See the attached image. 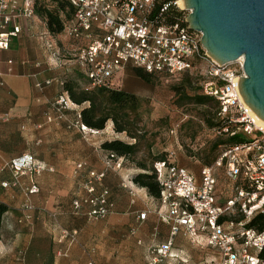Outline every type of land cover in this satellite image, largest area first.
Listing matches in <instances>:
<instances>
[{
	"label": "built area",
	"instance_id": "obj_1",
	"mask_svg": "<svg viewBox=\"0 0 264 264\" xmlns=\"http://www.w3.org/2000/svg\"><path fill=\"white\" fill-rule=\"evenodd\" d=\"M64 1L73 8V18L58 36L52 37L46 31L42 47L55 67L62 66L63 60L74 62L86 81L85 92L111 88L115 75L128 67L157 77L177 79L191 72L197 63L206 61L208 69L201 92L219 104L216 117L222 125L216 134L225 137L240 134L245 140L223 146L215 161V168H221L225 178L234 184L231 195L222 205L218 204L212 167H202L196 177L169 160L154 163L160 192L158 198L151 200L157 218L168 227V236L164 242L147 248L145 263L189 264V256L174 249L175 237L180 235L197 249L216 252L219 260L206 259L204 264H264V230L246 227L255 215L264 217V132L255 125L252 111L238 91V80L244 76L243 58L219 65L205 54L200 33L190 31L187 25L159 24L158 19L168 5L159 6L158 15L152 20L160 0ZM35 18L33 0H0V90L5 87L4 76L12 73L11 61L6 62V69L2 68L1 54L8 51L12 39L21 34L23 24ZM64 43L68 45L64 47ZM34 67L40 68V63H35ZM35 77L36 74L31 75L34 80ZM52 83H56L61 92L51 103L52 114L46 115L45 122L60 120L65 112L74 111L76 122L71 123L70 128L78 130L83 138L102 136L103 130L91 129L79 122V112H76L79 106L70 100L63 80L49 78L42 83L35 80L34 88L42 91ZM123 162V158L104 152L103 170L88 171L82 182V194L72 201L74 216L95 222L113 212L108 190L98 186L107 172L120 171ZM83 167L77 165L79 170ZM1 170H7L11 176V182H2L1 187H19L23 194L19 223L30 222L35 210L31 197L39 193V188L32 179L28 185L21 186L19 179L49 169L30 154H21L3 162ZM129 182L132 181L129 179ZM123 187L127 188L124 184ZM235 209L243 217L239 222L230 219ZM146 215L143 212L138 220L144 221ZM131 232L134 234L135 229ZM76 236V231L61 230L59 241L72 244ZM57 254L66 256L65 252Z\"/></svg>",
	"mask_w": 264,
	"mask_h": 264
},
{
	"label": "crops",
	"instance_id": "obj_2",
	"mask_svg": "<svg viewBox=\"0 0 264 264\" xmlns=\"http://www.w3.org/2000/svg\"><path fill=\"white\" fill-rule=\"evenodd\" d=\"M46 31L37 17L28 20L21 34L12 39L9 50L1 54L2 68L6 69V62L11 61L12 73L4 76L5 87L0 90V203L8 208L1 220L0 264H146L147 248L164 242L168 227L157 218L147 191L128 183L138 172L132 165L124 161L120 171L107 172L98 186L108 190L114 204L106 219L88 222L72 214V201L82 194L87 172L103 170L105 151L100 145L123 141L124 134L114 133L107 125L102 136L83 138L78 130L69 127L76 122L74 111L65 112L60 120L45 122L61 88L52 83L37 91L35 80L64 81V76L78 72L74 62L67 60L60 67L51 65L42 47ZM35 63H40V68H35ZM33 74L35 80L31 78ZM21 154H30L49 171L19 179L21 186L32 179L39 188V193L31 197L35 207L32 220L19 223L24 197L19 187H1L2 182H11L9 172L2 171L1 166ZM77 165L84 167L79 170ZM143 212L147 215L140 221L138 216ZM61 230L76 231L75 242H60ZM182 244L190 245L182 236H176L174 249L188 255Z\"/></svg>",
	"mask_w": 264,
	"mask_h": 264
},
{
	"label": "rangeland",
	"instance_id": "obj_3",
	"mask_svg": "<svg viewBox=\"0 0 264 264\" xmlns=\"http://www.w3.org/2000/svg\"><path fill=\"white\" fill-rule=\"evenodd\" d=\"M180 10L184 12L186 18L189 11L183 6ZM38 19L45 23L43 19L39 17ZM207 69V62L201 61L191 72L177 79L154 77L151 83H145L128 67L115 75L112 84L113 89L133 94L140 100V122L137 126L138 152L135 156L126 159L127 164L139 170L135 166L136 162H144L147 166H151L153 161L161 158L185 167L196 177L199 176L202 167H212L217 181L218 204L222 205L231 195L234 184L225 178L221 168L214 166L223 148L220 144L215 149L214 145L225 140L208 125V121L216 123L215 107L213 104L194 105L182 96L185 93L189 96L193 94L189 87L200 92L201 85L206 80ZM73 77H76L74 81L83 82L81 76L73 74ZM67 78L64 76V81L81 88V85L68 81ZM87 106L86 103L80 105L76 112ZM107 125L112 126L113 129L112 122L108 121L105 127ZM122 140L128 143L135 142L129 140L126 134L123 135ZM241 216L242 214L235 209L230 219L235 222ZM182 247L188 253L189 264H204L206 259L219 260L213 250H200L185 244H182Z\"/></svg>",
	"mask_w": 264,
	"mask_h": 264
},
{
	"label": "trees",
	"instance_id": "obj_4",
	"mask_svg": "<svg viewBox=\"0 0 264 264\" xmlns=\"http://www.w3.org/2000/svg\"><path fill=\"white\" fill-rule=\"evenodd\" d=\"M177 0H160L158 7L153 12L151 18L157 17L159 9L163 5H168L166 11L162 12L158 23L165 25L180 24L186 27L185 14L182 10L178 9L175 5ZM160 6V7H159ZM33 9L35 16L45 21V26L48 34L52 37L58 36L64 29L65 24L73 18L74 10L64 0H33ZM133 74L145 83H151L154 77L153 74H149L142 69L130 67ZM73 74L80 75L78 72H74L68 76V81H74ZM186 75V74H185ZM82 77V76H81ZM72 79V80H71ZM78 81V80H77ZM82 83L76 82L81 85L79 88L77 85L71 82H64V90L68 93L70 100L80 106L84 103L88 104L87 107L79 111V122L88 128L95 130H103L108 121L112 122L113 130L117 134H126L129 140L135 142L128 143L121 140L105 141L100 145V148L105 152H110L117 157L123 158L124 161L135 156L138 152V130L137 126L139 120L140 100L133 94L124 92L122 90L111 88H99L88 92L84 91L85 79L82 77ZM189 90L193 92L191 96L186 93L183 97H186L189 102L198 106H206L213 104L215 107V117L218 111L219 104L214 98L205 96L200 92L193 90L189 87ZM210 128L219 130L222 123L216 117V123H210ZM218 135V134H217ZM225 140L221 143L214 145L215 149L218 145L230 146L243 143L245 140L240 134H236L232 137H225ZM158 161H164L158 159L152 162L151 166H147L144 162H136L135 166L139 169L133 177L132 182L135 186L143 188L147 191V194L152 198H158L160 187L156 181V176L153 170L154 163ZM179 166V165H178ZM182 167V166H180ZM185 168V167H183ZM190 172V171H189ZM193 174V173H192ZM6 205L0 203V230L1 220L3 215L7 212ZM241 218L235 220L239 222ZM247 228H251L257 231L264 230V217L261 214L255 215L247 224ZM1 237V232H0Z\"/></svg>",
	"mask_w": 264,
	"mask_h": 264
},
{
	"label": "water",
	"instance_id": "obj_5",
	"mask_svg": "<svg viewBox=\"0 0 264 264\" xmlns=\"http://www.w3.org/2000/svg\"><path fill=\"white\" fill-rule=\"evenodd\" d=\"M185 22L201 34L205 54L219 65L243 58L238 91L264 122V0H182Z\"/></svg>",
	"mask_w": 264,
	"mask_h": 264
},
{
	"label": "bare ground",
	"instance_id": "obj_6",
	"mask_svg": "<svg viewBox=\"0 0 264 264\" xmlns=\"http://www.w3.org/2000/svg\"><path fill=\"white\" fill-rule=\"evenodd\" d=\"M176 5L178 8L181 9L183 6L182 0L176 1ZM183 8H184V6H183ZM251 116L253 118L255 125L264 132V122L260 118H258L253 112L251 113Z\"/></svg>",
	"mask_w": 264,
	"mask_h": 264
}]
</instances>
